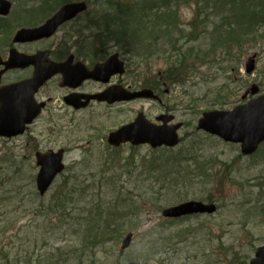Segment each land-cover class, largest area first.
Segmentation results:
<instances>
[{"label":"rangeland","instance_id":"374dc122","mask_svg":"<svg viewBox=\"0 0 264 264\" xmlns=\"http://www.w3.org/2000/svg\"><path fill=\"white\" fill-rule=\"evenodd\" d=\"M62 1L73 0H54L48 7L52 5L56 9ZM80 1L89 6L85 13L88 23L83 29L67 27L58 32L52 40L56 48L63 40L67 44L65 39L71 32L79 40L76 46L89 61L122 51L131 66V73L126 74L124 81L136 90L144 88V80L160 82L158 93L162 103L136 100L126 105L95 106L75 114L69 111L74 120L66 119L51 125L44 120V123L32 126L28 134L8 140L0 138V247L3 252H10V259L17 252L22 257L28 254L34 258L46 251L51 254L60 246L70 251L63 264H250L258 247L264 244V144L253 155H244L240 145L224 142L197 127L204 112L230 110L244 103L241 98L253 85H257L259 94L264 95V23L258 29L255 24V28L245 29L257 34L250 35L249 42L236 44L229 53L224 48L213 47L212 58L216 61L212 64L194 65L193 69H187L189 76L186 79L164 83L159 80L166 74L168 66L180 65L170 40L159 33H151L150 41L155 42V46H142L141 38L135 43L128 39L134 43L132 45L124 41L128 47L120 46L124 43L116 40L122 41L124 37L121 32L119 36L116 33L125 22L112 21L117 18L120 8L136 9L140 13L145 1L150 0L138 3H135L137 0ZM154 1L153 11L138 14L132 21L136 24L138 18L142 23L136 26L144 28L143 33L147 36L146 31L155 28L151 19L148 23L149 18L160 22L161 17L155 11L161 12L163 7L172 10L168 16L174 20L170 26L174 32L172 42L185 49L194 47L207 51L211 42L219 41L225 30L221 23L224 14L220 13L219 6L211 9L209 0L183 3L171 0V5L170 0ZM224 1L213 0L217 4ZM36 2L41 6L42 0H34ZM233 2L230 0V4ZM234 6L238 7L239 13H245V6L239 1ZM202 11L209 13V18L214 19L213 27L220 31H203L202 28L203 36L197 40L189 36V31L194 20L196 24L200 22L197 13ZM258 11L261 15L254 14L256 11L253 10L251 23L257 17V21H264V5ZM134 28L135 25L127 33L128 38ZM104 29L110 30L111 34L106 35ZM182 34L189 39L180 38ZM253 54L258 55L256 70L247 74L245 63ZM50 91L57 93L55 89ZM218 91L222 93L217 95ZM216 97L227 104L215 103ZM162 105L176 122L184 124L177 147L152 150L149 146L132 148L127 144L112 148L108 145L107 137L111 131L132 122L139 112L154 120L164 111ZM61 148L66 151L67 169L40 197L36 186L39 168L35 153ZM75 173L83 188L82 196L73 197L80 201V206L76 207L96 210L93 217L95 223L97 220L99 223L95 231L108 232L102 243L87 246L83 243L82 237L87 233L82 232L87 231V226H82L81 219L73 220L74 213L69 221H63L67 222L63 229L68 231L67 235L52 234L49 239H43V228L39 225L42 219L33 213L39 212L35 206L40 205V210L44 209L46 214L45 205L61 193L64 178L75 176ZM121 186L124 194L120 197ZM69 200V206L73 207V201ZM207 200L215 206L210 215L199 213L177 219L162 215L163 209L180 203H199L202 205L196 206L204 208ZM108 214L117 218V222L112 223L116 225L112 230L105 229ZM119 227L122 230H117ZM130 232L134 234L131 245L122 251L121 243ZM52 258L58 264L61 254ZM0 262L7 263L1 253ZM33 264L37 262L33 260Z\"/></svg>","mask_w":264,"mask_h":264},{"label":"flooded vegetation","instance_id":"af4514ba","mask_svg":"<svg viewBox=\"0 0 264 264\" xmlns=\"http://www.w3.org/2000/svg\"><path fill=\"white\" fill-rule=\"evenodd\" d=\"M9 1L10 7L3 8L7 10V13L0 15V92L5 90L2 98L6 96L7 100L12 101L11 105L18 104L21 107L2 112L5 118H10L6 119L7 123H15L13 119L15 117L21 120L31 118L32 121L26 125L24 133L28 134L32 126H37L40 122L44 123V120L50 125L66 119L74 120V116L68 114L69 111L75 114L93 109L95 106L112 107L134 102L111 103L110 101L124 96V93L120 91V86L128 91L136 90L134 86L124 81L126 74L131 73L129 60L124 55L116 51L89 61L80 52L81 49L76 46L75 43H79V40L75 35L70 34L71 32L65 39L67 44H64L63 40L56 48V44L52 43L53 37L64 28L83 29L88 23L86 12L79 13L74 19L59 26L52 37L16 41V35L21 29H33L43 25L57 10L69 2H59V7L55 9L52 8L54 0H42L43 6H38L39 2L35 4L34 0ZM76 1L79 0L70 2ZM49 4H52L51 7H48ZM41 52H48V54L39 55ZM115 53L119 54L115 61L108 66H101V80L97 77H84L85 69L93 70L98 65H105ZM36 59L45 60L42 63L43 67L49 64L48 61L65 65V70L70 74L69 78L66 80L64 74L59 72L46 79L36 90L33 84H26L6 94V87L25 84L34 78L39 66V63H35ZM51 89H55L57 93L53 94ZM97 95L103 99L100 100ZM164 108L163 113H167L165 106ZM174 122L176 121H171V123ZM16 137L0 138L8 140ZM206 202L211 203L209 200Z\"/></svg>","mask_w":264,"mask_h":264},{"label":"water","instance_id":"95a60500","mask_svg":"<svg viewBox=\"0 0 264 264\" xmlns=\"http://www.w3.org/2000/svg\"><path fill=\"white\" fill-rule=\"evenodd\" d=\"M9 6L10 3L8 1L0 0V14H6L7 10H3V8ZM85 9H87V4L85 2L67 4L41 27L35 29H23L19 31L16 36V41H26L50 37L55 33L59 25L72 19L79 12L84 11ZM47 54V52L39 53V55ZM255 58L256 55H253L246 61V71L248 73H252L255 70ZM36 60L37 61H35V63H39V66L36 69L34 78L27 81L25 84L11 85L6 87V94H8L10 90L16 91L17 88L23 87L26 84H33V87L36 90L46 79L59 72L64 74L66 80L69 78L70 74L67 70H65V65L48 61L49 64L43 67L42 63L45 62V60ZM99 72L100 70L96 68L93 72H88L85 77L98 76ZM258 90V86L253 85L251 89L246 92V95L249 92L256 94ZM4 93L5 90L0 92L2 104L0 113L3 112V110L6 111V109L13 110L14 108L21 107L18 104L11 105L12 101L7 100L6 96L2 98ZM97 96L99 97L100 95ZM141 97L157 98V96L154 95V92L149 89L132 93L129 92V96L126 98L135 99ZM99 99L102 100L103 98L99 97ZM110 101H113V99ZM6 119L10 118H5L0 114V135L3 136H12L23 133L26 123H30L32 121L31 118H25L21 120V118L15 117L13 118L15 123H7ZM170 119L171 117L167 118L165 122ZM180 127L181 124H177L172 127L164 125L157 128L154 127L153 124L147 122V120L142 115H140L135 120V122L123 126L115 132H112L109 136V142L114 145H120L122 142L131 141L135 144L151 143L153 147H157L162 144L174 146L179 142L177 129ZM198 128L204 129L205 131L212 134H216L226 141L241 143L242 151L245 154L253 153L257 150L259 144L264 141V96L253 99L246 104L236 106L232 110H214L204 112L203 116L198 122ZM36 157L37 164L40 166V171L37 175V187L40 194L44 195L57 175L65 168L63 163L64 151L60 150L55 152L50 150L45 153L39 152L37 153ZM196 205L202 204L189 202L174 208L166 209L163 213L165 216H180L187 212L199 210ZM132 238L133 234H128V236L123 241L122 249L129 247ZM251 264H264V246L258 249L256 257L251 261Z\"/></svg>","mask_w":264,"mask_h":264},{"label":"trees","instance_id":"16d2710c","mask_svg":"<svg viewBox=\"0 0 264 264\" xmlns=\"http://www.w3.org/2000/svg\"><path fill=\"white\" fill-rule=\"evenodd\" d=\"M140 0H137L135 3H138ZM180 2H187L189 0H179ZM211 1V5L212 8L211 9H215L217 6H219V11L222 14L227 13L228 11H230V8L233 9V11L231 12L233 17H234V21H232L231 23L229 22V24L226 26V28L229 29H225L222 30L218 40L219 41H212L211 44V48L209 47L207 51L205 50H201V49H195L194 47L192 48H187L185 49L182 45L178 46V44L173 43L172 41L174 40V37H169L168 39L171 42V47L173 48V52H175L177 54V56L175 57L180 58L178 59V63H180L179 66L177 65H169L168 69L166 71V74H164L163 76L161 75V82H168V83H172L175 81L173 80H181V78L186 79L187 76H189V73L187 72V69L190 67L191 69L194 68V65L198 67V65L203 64L205 65L207 62H211V64L214 61V58H212L213 56V50L212 48H224V50L231 51V49L233 47L237 45H242V42H249L248 38L250 37V35L254 34L255 36L257 35L256 32H252L249 30H245V29H249L252 28L254 25L253 23H251V15L253 16L252 12L246 10L245 13H239L238 11H236V9L238 7H235V3L237 1L240 0H233L234 2L232 4H230V0H226L223 3H214L213 0H209ZM144 2V1H143ZM170 5H171V0H170ZM134 4V3H133ZM242 4V3H241ZM146 5V6H145ZM199 5V3L197 4V6ZM216 5V6H215ZM144 6H145V11H144ZM155 1L154 0H150L148 3L142 5L141 8V12L139 13L138 11L136 12L134 9H123L122 11H124V13H126L128 15V18L126 20H124V28H121L119 30V33L121 32L122 35L126 34V30L127 27L132 29V25L129 23L133 20H135V17L139 14H145V12L153 11L155 8ZM210 7V6H208ZM241 7V6H239ZM163 9H165L163 7ZM132 12V13H131ZM172 13L171 9H165L164 13L163 10L160 12L155 11L156 15H162L161 21L160 22H153V17L149 18L148 23L150 22L151 19V24L155 26L154 29L149 31H146V33L148 34V36L145 34L144 28L140 27L137 28V24L142 23L138 20V18L136 19V24L135 28L132 30L133 33V38L134 41L136 42L139 38H141L143 40V45H145V47H152L155 46V42H151L149 40V35H151V33H159L160 35H162V33L164 31H168L171 27V24H173L174 20L173 19H169L168 16ZM136 14V15H135ZM149 14V13H148ZM147 14L146 17H148L149 15ZM165 14V16H164ZM206 15L208 13H205ZM144 16H142L143 18ZM164 17V18H163ZM141 19V18H140ZM225 20H227V17H225ZM167 21L171 22V23H167ZM226 22V21H224ZM204 23V21H201V24ZM200 24V26H201ZM223 24V23H222ZM236 26V27H234ZM146 27V25H145ZM256 27V26H255ZM253 27V28H255ZM157 29V32L155 31ZM257 29V27H256ZM104 33H106V35L109 33L111 34L110 30L104 29L103 30ZM216 32V31H215ZM189 36H192L191 34ZM189 36L186 35H180V38H187L189 39ZM151 37V36H150ZM178 40V38L176 39ZM150 41V42H149ZM139 44V43H138ZM137 44V45H138ZM135 45V46H137ZM197 58V59H196ZM150 59V57H149ZM147 68H148V63L146 62ZM171 79V80H170ZM147 86L150 87H158L160 86V82L159 83H152L150 81H146ZM222 93V91H218L216 92L217 95H220ZM219 100H217L214 98V102L217 103ZM221 106H223L224 104H227V102H218ZM72 179H74L75 181H72ZM78 179L76 178H71V177H67L65 178L64 182H63V187L61 189V195L60 194H56L57 196H55L54 201L50 202L49 204H46L45 206L47 207L48 212L45 214V212L43 211L44 209L41 208L40 210V205L35 206V209L37 208V210H39V212H33L34 214H37L39 220L40 218L42 219V222L39 223V225H41V227L43 228V239H49L48 237H51L52 234H60L61 231H65L66 234V230H63L64 227L67 225V222H63V221H69L70 217L72 216V214L74 213L75 216L73 217V220H80V222L84 223L82 224V226H87V231H85L87 234H85V236L82 237L83 239V243L87 245L91 244V245H95L97 243L103 242L106 239V234H108V232H100V231H95L97 229L96 226L99 223V220L96 221V218L93 217L95 215L96 210L93 207H90L85 209L84 206H81L79 208H77L76 206H80L79 203L80 201L74 200L73 197L75 196H82L83 193V188L80 182L77 181ZM66 196L62 195V194H66ZM71 199L73 201V207L69 206L70 200ZM2 209V207L0 208ZM34 209V210H35ZM86 210V211H85ZM88 212V213H86ZM92 216L91 218H89V216ZM103 217V216H102ZM114 222H117V218L114 217L112 218L111 215L108 214V219L104 221V225L105 227L107 226L108 229H112V227H115L116 225L112 224ZM117 230H122V227H119ZM3 247H0V253L2 254V257L4 256L6 258L7 263H1L0 264H13L14 262H16L17 264L19 263H24V264H33V260H35V262H37V264H57V262L55 260H53V256L56 254H61V259L60 262L58 264H63V262L65 261V257H69V253L70 251H65L64 247H60L58 246L56 248L55 252H52L51 254L49 252H43L41 254H38L37 257L34 256V258L32 256H28L24 255L23 257L21 255H19V253L17 252V254H13L11 255V259H10V252H3Z\"/></svg>","mask_w":264,"mask_h":264},{"label":"bare ground","instance_id":"6f19581e","mask_svg":"<svg viewBox=\"0 0 264 264\" xmlns=\"http://www.w3.org/2000/svg\"><path fill=\"white\" fill-rule=\"evenodd\" d=\"M174 35V32L172 31V30H168V31H164L163 33H162V36L164 37V38H169V37H171V36H173Z\"/></svg>","mask_w":264,"mask_h":264}]
</instances>
